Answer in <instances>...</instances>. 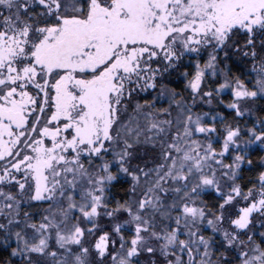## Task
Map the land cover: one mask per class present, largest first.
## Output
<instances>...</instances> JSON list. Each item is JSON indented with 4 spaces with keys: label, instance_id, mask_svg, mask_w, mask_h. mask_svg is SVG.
<instances>
[{
    "label": "snow or ice",
    "instance_id": "1",
    "mask_svg": "<svg viewBox=\"0 0 264 264\" xmlns=\"http://www.w3.org/2000/svg\"><path fill=\"white\" fill-rule=\"evenodd\" d=\"M0 264H264V0H0Z\"/></svg>",
    "mask_w": 264,
    "mask_h": 264
}]
</instances>
